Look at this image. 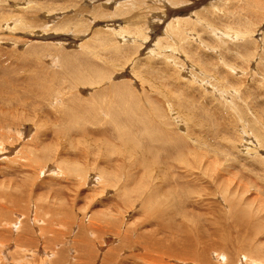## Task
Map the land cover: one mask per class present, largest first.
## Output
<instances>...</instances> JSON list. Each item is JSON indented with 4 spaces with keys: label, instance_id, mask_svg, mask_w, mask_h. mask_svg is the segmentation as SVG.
<instances>
[{
    "label": "rangeland",
    "instance_id": "374dc122",
    "mask_svg": "<svg viewBox=\"0 0 264 264\" xmlns=\"http://www.w3.org/2000/svg\"><path fill=\"white\" fill-rule=\"evenodd\" d=\"M251 1L0 0V61L8 60L4 63L5 65L9 63L14 68L20 57L28 58V52L27 55L22 54L26 49L29 50L30 45L39 48L48 47V53L37 56L38 63L45 69L57 72L60 66H58L57 60L56 65L52 64L51 55L84 52L87 58H93V62H97L95 64L109 69L108 74L110 75L107 76V79L109 77L110 80L108 79L109 82L106 80L107 83L111 84L112 82L119 85V81L123 79L128 85L132 84L131 88L135 87L133 91L136 92L137 98L139 95L138 102L141 108L148 111L149 100H157L161 104L162 113H165V128L168 122L171 123L172 127H176L175 132L188 137L190 142L197 145L198 152L188 151L189 148L184 151L178 149V154L183 153L181 155L182 162L175 164L176 174L186 175L183 178V183H189L196 188V193L190 197V200L193 201L192 204L189 206L183 202L184 209L177 207V204L172 201L173 198H170L172 194L168 192V189L181 192V188L175 185H165L162 187L165 189L163 196L162 194L155 196L153 187L159 185V182H163V176L162 179L154 183V175L160 178L161 175L158 176L157 173L153 174L150 171L145 176L144 183L142 171L139 173L141 185L130 188L131 206L127 209L128 216L125 219L128 225L127 230L133 241L137 239L139 233H147L148 230L153 229L159 236L175 240L176 236L173 234L176 235L177 230L173 229L174 224L178 222H180L179 228H183L182 236L186 232H192L193 237L198 236L199 238L201 232L208 234L217 231L223 234V230L226 229L229 233V240H226L229 247L226 251H220V258H216V254H213L216 252L212 251L213 256L208 255L207 264H226L222 257L226 259L227 256H232L237 264H264V7L254 6ZM253 8L256 9L252 10ZM245 26L247 27L245 28ZM111 30L114 31L111 32ZM125 47L128 49L125 50ZM136 49L138 50L136 51ZM133 61L138 63L135 64ZM133 63L136 65L135 67ZM135 71L136 73H134ZM115 73H119V75ZM45 74L48 77L51 76L48 71ZM64 80L65 77L61 78L62 82H66ZM64 86L67 88V83ZM78 88L90 93L91 90L102 88V85L93 88L78 86ZM75 89H73L74 93L77 92ZM85 95L88 96V94ZM12 111L19 118L31 113L27 110L21 111L19 108H13ZM39 113L40 111L35 113V117L37 116L38 119L41 114ZM13 114L12 112V116ZM42 120L40 118L39 121H34L35 124L25 123L19 125L20 127H14V129L16 128L15 132L17 131L20 135L17 136L18 138L13 137L14 133L10 136H12L11 139L17 138L18 144L10 147L13 150L8 149L12 152L16 149L14 153H17V150L20 149L19 144L23 145L28 139V135L30 136V134H26V129L30 127L35 132H41L36 125L39 126V122ZM159 121L158 118L156 124ZM45 124L44 127L50 125L46 121ZM1 132L4 134V131ZM59 145L61 148L65 147V143ZM111 147L109 146L110 149ZM84 148L90 152L100 151V154L113 153L117 155L121 153L117 151L119 148L117 146L116 149L102 150L105 147L100 142H86ZM8 149L4 152L6 155H0V158L4 159H0V194L5 196L4 200L9 202V206L0 201V219L8 217L4 211L13 209L11 206L17 207L18 205L23 209L32 208L31 206L36 207L32 197L36 196L37 186H40L38 179L35 181L37 184H33L34 190L31 188L28 190L27 187L25 189L22 187L25 183L22 185L20 182H25L27 173L31 172L28 167L35 165L36 161L40 162L43 155L31 150L33 152L28 154L32 156V159L29 155H26L28 158L25 159L20 154L15 156ZM17 156L18 158H16ZM119 157L130 162V159L135 155L123 152ZM16 159L18 161L21 159V163L26 160L29 166L23 163V168ZM56 161L45 160L46 166L41 164V167L46 168L45 171L48 172L46 174H50L53 166L57 170L58 163ZM13 162L16 163L12 164ZM128 164L124 163V166ZM6 166L11 167L6 168ZM19 166L22 169L18 168ZM47 167L51 170L49 171ZM70 167H72L70 170L75 169L73 165ZM4 168L12 174L9 171L6 173ZM15 168L18 172L21 170L20 173H17ZM62 168L67 169L64 166ZM78 169L77 172L86 173L85 169ZM125 170L123 169V171ZM87 171L91 174L94 173L90 169ZM189 173L194 176L192 180L187 178L190 176ZM66 176L67 179H71L69 175ZM86 176L83 180L79 179L83 185L75 188L78 191L74 194L77 200L73 210L78 219L79 216L82 217L81 214H87L86 224L83 225L85 228L82 227L84 229L82 232L87 235L89 229L92 228L90 224L107 223L104 222L105 216L102 218L103 223L101 222L102 216L96 217L98 211L103 210V214H107L104 212L105 206L99 202L108 199L117 202L116 195L113 193L118 191L125 177L124 174H114L118 186L101 191L99 200L89 202L90 200L84 199L85 194H88L91 199V195L94 194L92 190L95 187L100 188V185L94 184V181L91 182L93 179L96 180L95 176L90 174ZM170 176L172 177L171 174ZM51 177H53L51 179L53 186L50 183L45 184L46 188L48 187L47 189L42 188L45 192L49 190L54 192L60 189L53 193L55 196V194L65 195L70 190L74 191L71 186L68 187L69 185L65 181H61L60 174ZM75 177L77 176L75 175ZM18 179L21 181L19 182ZM74 179L76 182V178ZM7 180H10V185H6L8 184ZM28 180L26 186L31 185ZM30 181L33 182L32 179ZM51 191H49L50 194ZM60 191L63 193L60 194ZM14 194H17L19 200L9 198V195ZM156 201H159V205ZM52 202V206H56L57 216L65 212L62 210L64 201L58 202L56 198ZM57 205L61 207L59 210ZM231 209L239 213V220L233 218ZM190 210L193 212L190 213ZM47 211L53 212L52 209H41L40 213ZM182 211L191 214L193 220L185 219ZM160 213L161 217L159 218ZM50 217H52L51 214ZM39 219H43V215L39 216ZM110 219L113 220V218ZM167 224L171 228L164 230ZM39 227L40 224L37 229ZM44 228L46 231L49 227L45 226ZM73 229L72 232H77L75 227ZM42 233L39 230L36 237L41 242V245H38L40 249H44L43 241L48 237L46 234L43 237ZM121 233L123 232L121 231ZM90 234L88 240L96 249L104 243L101 248L103 249L101 253H104L103 257L104 251L111 249L114 245V247L121 246V243L117 242L118 239L110 234L106 237H99L100 235L92 234V230ZM2 236L4 239L9 238L6 235ZM182 236L179 238L183 239ZM70 239L72 241L73 237L62 238L60 241L68 243ZM202 241L199 238L196 242L200 244ZM72 247H74L72 244L66 247L68 251L66 253L67 264H99L101 261V259L97 263L93 259L90 261L85 254L77 252V250L74 251ZM6 249L5 260L2 258L0 264H12L10 263V253L14 249ZM117 254V258L122 261V264H152V262L158 264L160 261L168 264H197L194 261L192 263L168 261L166 256L157 252L147 253L148 255L144 259L135 258V261L132 258L136 255L144 256L145 254L135 245H126L122 248V253L117 251ZM41 257L44 259L46 255ZM102 264L108 263L102 262Z\"/></svg>",
    "mask_w": 264,
    "mask_h": 264
},
{
    "label": "bare ground",
    "instance_id": "6f19581e",
    "mask_svg": "<svg viewBox=\"0 0 264 264\" xmlns=\"http://www.w3.org/2000/svg\"><path fill=\"white\" fill-rule=\"evenodd\" d=\"M251 3H253L254 6L257 5V7H264V0H252ZM254 9L256 8H253L252 10ZM120 11L121 9L119 10V12ZM246 27L247 26H245V28ZM112 31L114 30H111V32ZM93 35L95 37V34ZM127 49L128 48H126L125 50ZM48 50V47L39 48L37 46L35 47V45H30L29 50L26 49L24 51V54H22L27 55L28 52V58L20 57L14 68L12 67V64H4L8 60L0 61V131H4V134L3 132L0 133V155H6V153L4 154V152H6V149H11L10 147H12L14 144H18L17 138L20 134L17 131L15 132V129L19 125L25 123L35 124V120L37 122L40 118L43 119L39 122V126L36 125V127H39V130H41V132H35L32 130L33 128L31 129L30 127V129H26V134H30V136L28 135V139H26L27 141L25 140V143L23 145L21 144L22 146L19 144L20 149L17 150V153H14L16 149H14L13 152L8 149L10 152L14 153L15 156L16 154H20L21 156H24L25 159L28 158V156L26 155H29L28 153H31L33 151L38 152L40 155H43V157L42 159H40V162L36 161L37 164L35 163V165L32 166H29V164L26 163V160H23V162L21 163V159L20 161L16 159L21 163V166L23 163H25L29 166L27 167L31 169V172L25 170L30 173H27L25 182L21 183V179H18L20 184L23 185V183H25L24 186H21L25 187V189L27 187L28 190H30V188L33 189V184L35 183V181H37L36 179L40 180V182L38 183L40 184V186H37V191L35 190L36 196L32 197V200L35 202L36 207L31 206L32 208L23 209L17 205V207L11 206L13 208L11 210L6 209L4 211L6 212V214H8V217H4L5 219H0V253H2L0 254V260H2V258L3 260H5L7 252L6 248H9L14 249L13 252L10 253L11 262H9L12 264H43L46 262H49L48 264H67L68 259L66 258V253H68V251L66 247H68L69 244L74 245V247H72L73 250L82 252L83 254H85V256L88 257V259H90V261L93 259L94 262L97 263L101 259L99 264H102V262L108 264H122V261L117 258V251H120V253H122V248H124L126 245H135L136 248L141 249L145 253L144 256L136 255V257L132 258L133 260L135 258L142 260L148 255L147 253L153 252L163 254L168 258V261H180L184 263H192V261H194L197 264H207L208 255L213 256L212 251L216 252L213 253L216 254V258H220V251H226L229 247L226 243V240H229V233L226 229L223 230V234L217 231L210 232L208 234L201 232L199 238L203 241L200 244L196 242L199 239L198 236L193 237L191 235L192 232H186L182 236L183 228H179L180 222L174 224L173 230H177L175 232L176 235L173 234V236H176L175 240L159 236L157 233H155V229L148 230L147 233H139V236L135 241L131 239V236L127 230L128 225L125 222V219L128 216L127 209L131 206V200L129 198L130 188L136 185H141V180H139V173L142 171L143 182L145 176H147L150 171L153 172V174L157 173L158 176L161 175V178L154 175V183L162 179L163 176V182H159V185H154L153 187L155 196H158L160 194H162L163 196V192L165 189H163L162 187L165 185H175L178 188H181V192H176L172 189H168V192L172 194L170 198H173L172 201L177 204V207L180 209H184L183 202H186L189 206L192 204L193 201L190 200V197L191 195L196 193V188L189 183H183V178L186 175L179 176L176 174L175 168L178 162H182L181 155L183 153L182 152L178 154V149L184 151L186 148H189L187 149L188 151L198 152V150L196 149L197 145L190 142L188 137L181 136L180 134L175 132L176 127H172L171 123L168 122L165 128V113H162L161 104L157 100H149L150 106L147 107L148 111L141 108L138 102L139 95L137 98L136 92L133 91L135 87L133 89L131 88L132 84L128 85L127 82L123 79L122 81H119V85L118 83H107L106 80H110L109 77L107 79V76L110 75L108 74L109 69L107 70L105 69L106 67L104 68V66L101 67L100 65L98 66L97 64H95L97 62H93V58H87L84 52H76V54L56 53L55 56L51 55L50 57L52 64L56 65V60L58 61V66H60L58 72L51 71L40 66L37 56L43 53H48ZM137 50L138 49H136V51ZM87 52L89 51L87 50ZM88 54L91 55L90 53ZM31 57H33V59H31ZM116 59L117 58L115 56V60ZM115 60L114 62H116ZM134 63L133 65L135 67V64H137L138 62L135 64ZM26 71L28 72L25 73ZM47 71L48 74L51 75L50 77L45 74L47 73ZM134 73H136V71ZM115 74L119 75V73ZM64 77V81L66 82L61 81V78ZM65 83H67V88H65L64 86ZM99 85H102V88H99L95 91L91 90L90 93L84 92V90L81 91L78 88V86H89V88H93L97 86L99 87ZM75 87H77L78 90H76L77 88L75 89ZM73 89H75L77 92L74 93ZM85 94H88V96ZM13 108H19V110L21 111L27 110L31 113H27V116L25 115V117L19 118V116L14 111H12L14 113L12 116L11 110ZM38 111H40L41 113H39V119L37 118V116L35 117V113ZM99 115L103 116L101 117ZM158 118L160 119V121L158 122V124H156ZM45 121L50 124L48 127H44L47 124H45ZM14 127L16 128L14 129ZM12 133H14L13 137H18L11 139L12 136L10 135ZM86 142H100L105 147L102 150L116 149L117 146L119 147L117 151L121 152L117 155L121 156L123 152H127L129 154L135 155V157L131 158L129 162L127 159L119 157L113 153L100 154V151L90 152L88 151V149L84 148V143ZM60 143H65V147L61 148L59 145ZM109 146H112L111 149L109 148ZM209 147L211 148V146ZM29 156L32 159V156ZM13 157L14 155L12 156V158ZM16 158H18V156ZM45 160H48L49 162L57 160V170L54 169V166V170H51V168L47 167L48 170L51 171L50 174H46V168L41 167V164L46 166ZM16 162H13L12 164ZM124 163L129 164L124 166ZM79 164L80 166H78ZM148 164H151V166H148ZM62 165L64 167H67V169H63ZM70 165H73L75 169L70 170L72 168L70 167ZM38 166H40L41 168ZM10 167L6 166V168ZM22 167L24 168V166ZM6 168H4V171L8 173L9 170H7ZM18 168L21 167L19 166ZM78 168L85 169L86 173L84 174L83 172H77ZM89 169L94 173H88L87 170ZM123 169L126 170L123 171ZM15 170L17 171L16 168ZM186 170L190 171L188 169ZM20 171H17V173H20ZM55 171L57 172L53 174V172ZM59 174L62 178L61 181H65L69 185L68 187L71 186L74 191L69 189L70 192L65 193V195L55 194V196L53 193L58 192L60 189H57V191L54 192L49 190L53 195H51L49 191L45 192V190L42 189L48 188H46L45 184L50 183V185L53 186V181L51 183V179L53 177L51 176H58ZM89 174L96 177V180L91 179V182L94 181V184L100 185V188L95 187L92 190L94 194L91 195V199L88 194H85L84 199L90 200L89 202H91L92 200H99L101 191L116 188L118 186L117 182L114 179V174H124L125 179H123V182L120 185L118 191H115V193H113L116 195L114 196L117 202L111 201L110 199L105 200L104 202H99L105 206L104 212H106L107 214L104 213V215L103 210L98 211L96 217L102 216V222V218H104L103 216H105L104 222L107 223L102 225L98 223H93L92 225L90 224V227L92 228L87 232V236L85 232H82V230H84L83 228H85L83 227V225L84 223L86 224L85 219H87V214H81L82 217L79 216L78 219V217L74 215L73 209L75 208L77 200L74 194L76 193V191H78V189L75 190V188L79 185H83V183L79 179L83 180V178L87 177L86 175ZM170 174L172 175V177L170 176ZM189 174L190 176L187 178L192 180V177L194 176L192 173ZM66 175H69L71 179H67ZM75 175L77 177H75ZM13 176L15 177L14 173ZM13 176L11 175V177ZM23 178L25 177L23 176ZM74 178H76V182L74 181ZM27 179H29L28 181L31 184L30 186H26ZM31 179L33 180V182L30 181ZM9 181L6 185H10ZM88 181L89 179L87 180V182ZM41 183L43 184L42 186ZM35 184H37V182ZM88 190L91 193L90 189ZM61 193L63 192L60 191V194ZM209 195H212V193H209ZM9 198L18 199V196L17 194L9 195ZM56 198L58 202L64 201L62 203V210L65 211V215H63L64 213L58 216L56 215L58 213L55 208L56 206H52V201ZM4 199L5 196L0 194V201L5 202ZM156 203L159 205V201H156ZM5 204L9 206V202H5ZM10 204L12 203L10 202ZM59 206L57 205L58 210L59 208H61ZM39 207L46 210L52 209L53 212L47 211L41 214V209ZM231 211L233 214V218L235 220H239V213L233 209H231ZM189 212L192 213L193 211L190 210ZM182 213L186 217L185 219L189 221L193 220L191 214L187 212L185 213L184 211H182ZM50 214L52 215V217H50ZM41 215H43V219L40 220L39 216ZM54 216L56 217L54 218ZM160 217L161 213L159 214V218ZM110 218H113V220ZM45 223L48 224L45 225ZM38 224H40V227L37 229ZM45 226L49 227L46 231L44 228ZM74 227L76 228L77 232H72L74 230ZM170 228L171 226L167 224L164 230H168ZM39 230L40 232H43V237L45 234L48 236L47 239L44 238L43 241V245L45 246L44 249H40V247H38V245H41V242L36 239ZM91 230L92 234L100 235L99 237H106L110 234V236L118 239L117 242L121 243V246L114 247V245L111 249H106L107 251H104L105 255L103 257L102 254L104 253H101L103 252V249L101 248L104 246V243L101 247H97L96 249V247H94L93 244L88 240V237L91 236ZM121 231L123 233L120 234ZM2 235H6L9 238L6 237L7 239H4ZM70 236L73 237L72 241L71 239L68 243H63L60 241L62 238L69 239ZM179 236H182L183 239L181 237L179 238ZM209 242L212 243L209 244ZM198 247H200L201 249L198 250ZM114 254L116 255L114 256ZM40 255H46V257L43 259ZM222 259L224 260L223 262H226V264H237L236 261L234 262L232 256H227L226 259L222 257ZM158 264L168 263L160 261Z\"/></svg>",
    "mask_w": 264,
    "mask_h": 264
}]
</instances>
